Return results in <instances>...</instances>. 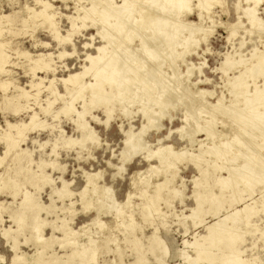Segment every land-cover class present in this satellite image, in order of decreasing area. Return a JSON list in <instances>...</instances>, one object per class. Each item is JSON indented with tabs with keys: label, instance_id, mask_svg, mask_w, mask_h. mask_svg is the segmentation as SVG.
Segmentation results:
<instances>
[{
	"label": "rangeland",
	"instance_id": "rangeland-1",
	"mask_svg": "<svg viewBox=\"0 0 264 264\" xmlns=\"http://www.w3.org/2000/svg\"><path fill=\"white\" fill-rule=\"evenodd\" d=\"M43 1L50 2L53 12L57 14L60 37L54 35L53 28L46 23V20L43 21L41 17H38L41 13L35 14L29 10L41 9L40 4ZM92 1L0 0V20L7 17V20L0 21V51L8 54L7 63L3 66L0 64V158L4 157V161L0 164V188L4 187V190L11 187L17 188L8 173H4L5 170H45L49 167L46 169L47 173L54 179L64 177L65 181L71 183L70 190L78 195L76 199L80 201L79 194L87 186L84 173H105L100 184L106 183L107 186L112 187L118 202L125 203L128 200V194L135 193L136 187L143 181L150 182L151 174H147V170H164L168 175L166 179L170 178V184L161 191L162 200L157 203L158 211L154 212V215L145 216L149 199L156 193L159 184L155 186L152 193L145 190L147 203L142 205L145 211L144 216L151 220L152 226L154 225L146 227V235L151 236L154 230L155 232L147 241L133 237V240L127 239L121 244L115 237V228L107 223L112 221L110 217L92 221L96 214L91 213L88 216L80 214L73 227L72 222L69 221L73 220L72 218L68 220L64 218L61 224H54L55 230L63 234L61 240L64 243L63 246L66 245L64 248H72L69 255L66 253L61 256L53 252L51 247L46 251H40V249L44 250L42 241L45 244L51 239L52 245L55 240L59 241L44 235L45 228L49 225L46 222H43V230L41 229L44 237L36 233L37 238L41 236V240H37H40L42 247L34 253L24 248L31 254L24 252L21 254L20 245L16 241L24 231L22 230L14 239L13 234L17 229L9 227L10 223H5L6 226L0 227V263L10 264L13 258V264L15 258L5 236L8 241L15 242L12 245L15 256L18 253L19 258L24 254L20 256L21 261L18 259L19 264H35L33 257L39 255V251L44 255L42 258L54 256L57 259L54 264H136L140 258H143V264H150L151 257L153 262L156 261L159 264H209L208 261H196L198 255L196 247L200 242L204 244L210 232L209 228L213 224L225 220L224 224H227V228L231 229L237 238L236 246L242 252L240 256L244 259L243 264H264V181L252 191L245 192L243 198L233 206H231L232 196L235 198V195H238L241 186L234 192L235 194L233 191L225 190L222 198L214 201L216 206L211 202L202 204L200 208L203 212L199 216L193 213L197 207L194 208L195 203L189 199L193 195L194 187L195 199L197 194L206 195L211 189L213 193L216 192V195L221 196L220 187L216 185L218 177L229 176V171L234 167L236 168L234 171L242 169L245 162L249 161L254 166V170L264 168V104L258 105L257 110L251 112L246 101L251 96L249 99L255 98L257 88H264V65L261 66L262 73L253 75L249 70H253L259 63V58L264 55V0H261L260 5L254 0H224L226 7L215 2L213 8L203 11L199 8V0H190L189 9L177 15L167 10H164L165 14L160 8V12H163L164 17L171 22L170 24L184 28V38L181 36L180 43L174 49L162 51L160 57L162 60L158 59V61L144 56L142 48H144L145 39H141V36H146L148 39L162 37L163 32H153L150 23V18L157 16L158 13L155 11L159 9L152 5V0H132L134 5L130 9V15H126L120 21L129 24L130 34L133 35L131 41H127L124 47L128 50L130 57L136 60L132 67L138 79L133 81L130 79L126 82V88L129 91L121 92L120 88H118L119 92L113 90V97L109 101L113 110L109 120L104 106H87L92 95L89 84L94 82L93 73L90 72L83 77L80 87L69 84L70 90L62 81L72 74L82 73L86 66H90L87 57L96 56L98 48L105 45L107 41L101 38L104 36L98 35L100 33L99 29H96V19L92 20L93 23L87 21V26L80 28L83 25V17L88 12L84 9L90 11L93 6ZM123 1L116 0V6L125 4V0ZM249 9L257 11V15H253V18L249 16V11L246 12ZM29 13L30 15L33 13V17L28 16ZM254 20L259 21L254 22ZM72 21L76 25H73ZM102 25L103 23L100 28ZM106 25H103L106 29L104 30L102 26L101 31L108 29L114 34L113 26L111 25L112 28L109 27V29L110 25L107 27ZM137 25L138 30H136ZM166 31L172 30L168 28ZM24 53L28 55H22ZM61 53H65L66 56L61 58ZM43 54L51 55L52 69L33 72L31 69L35 66L32 57ZM228 60L233 62L230 67H226L225 64ZM239 77L243 79L244 86L237 89L233 85ZM42 80L43 83L36 90L34 86H30L32 82H42ZM6 83L7 87H5ZM147 83L150 84L148 85L151 86L150 89H144ZM21 88L31 93L30 96L8 102L7 97L12 98L21 93ZM53 89H56L57 95L53 93ZM114 89H117L116 86ZM249 90L251 95L247 93ZM105 92L111 93L112 89H107ZM235 92L239 94L235 95ZM69 105L73 106V112L65 113L63 110ZM46 107H49V111L44 112L43 109ZM35 113L38 117L33 123L30 118ZM80 113L83 114L81 119H79ZM241 113L250 117L248 123L240 119L239 115H243ZM19 122L29 125L25 129L26 137L15 149L8 152V143L2 139L3 131L9 123L15 125ZM87 126L88 131L84 129ZM91 137L93 141H88L90 144L87 142L66 144L67 139L79 142L82 138L90 140ZM31 138H36V141L33 143L30 141ZM128 140L131 141L130 144ZM229 144L236 155L229 148L232 154L228 151L230 154L227 153V156L230 158L234 155L232 156L234 160H229L222 154L216 157L207 153L210 149L215 150V147H219L218 149L223 152L227 151ZM52 147L53 155L49 156ZM24 149L30 152L28 156L22 155L21 150ZM143 152H148L146 157L148 161L155 159L158 163L153 161L150 168L140 155L135 159L134 166L128 165L133 158ZM201 152H205V158L208 160V162L206 159L202 162L203 172L192 159ZM170 153L173 155L184 153L185 156L180 160L173 157L167 158ZM236 156L238 158H235ZM160 158L164 161L161 162ZM42 159L52 162L47 163ZM185 163L195 165L200 175L192 165H187L182 168L181 178L178 170H181L180 165ZM214 164L223 168L216 170ZM169 166L172 167L169 168ZM61 170H65L64 175ZM118 170L126 171L118 174ZM138 173L140 174L136 176ZM114 174L117 176L113 180ZM99 178V175H90L89 181L94 179L93 182L97 186ZM178 180H180L178 188L186 196L185 204L182 201L183 198H179L183 196L182 192L177 188H170ZM47 181L54 183V180L48 177ZM9 182L12 185H8ZM149 184L152 186L151 183ZM57 186L62 187L59 180H57ZM95 186L88 184L84 197L93 193L92 195H100L105 203L114 202L115 196L111 188ZM28 188L35 192L34 188L30 186ZM1 189L0 193H3L4 190ZM51 192V187L46 186L40 194L41 203L36 204L39 205L40 212L45 211L42 217L53 221V215L46 214V212L53 213V207L49 206ZM60 192L62 193V190ZM18 193V191L14 192L16 196ZM27 195L33 203L32 196L26 192L25 197ZM64 195L63 192L60 196L64 197ZM166 196L175 198L172 205L170 199L165 198ZM21 198L22 196H19L17 199L16 206L21 202ZM131 198L132 196L127 204ZM0 201L10 204L13 198L0 195ZM133 201L140 203V198L134 197ZM75 208L78 211L82 210L81 202H78ZM121 208L124 216V205H121ZM130 208L127 220L123 219L119 223L118 231L134 232L141 229L134 216L135 206L131 205ZM7 210V207L0 202L1 224L4 222L3 212ZM238 211V215L233 218L231 215ZM250 211H254L252 215ZM14 218L12 214L11 219L15 223ZM139 221L142 222V220ZM98 227L105 229H103L104 235H102V229L100 233ZM186 227L189 228L187 234ZM31 228L33 229V226ZM64 229L68 231L67 237L63 233ZM9 230L13 232V236L2 233ZM72 232L76 234L73 235ZM51 233L52 230L47 228L45 234L50 237ZM96 233L99 234L96 235ZM69 234L72 235L68 237ZM87 235L88 241L83 243L82 237ZM21 239L24 240V236ZM155 239L160 240L162 246L155 247ZM95 242L97 244L94 245ZM101 244L110 251L111 247H116V250L112 251L114 254L112 259L103 254L99 255L98 250ZM15 245L18 246L14 248ZM84 246H88L85 250L87 252L84 251ZM78 247L82 248L77 249ZM75 248L79 252L77 254L83 251L85 253L69 259ZM15 249L19 252L14 251ZM127 249L130 250L129 255H127ZM210 252L220 258L227 253V250L224 243L219 242L210 249ZM127 257L132 258L131 263L126 262ZM110 259L111 262H109Z\"/></svg>",
	"mask_w": 264,
	"mask_h": 264
},
{
	"label": "bare ground",
	"instance_id": "bare-ground-1",
	"mask_svg": "<svg viewBox=\"0 0 264 264\" xmlns=\"http://www.w3.org/2000/svg\"><path fill=\"white\" fill-rule=\"evenodd\" d=\"M115 1L116 0H99V1L93 0L92 1L93 6L91 7L90 11H89V9L85 10L83 8L85 12H87V10H88V12L85 14L86 16L83 17L84 18L83 19V25H81L82 27H80V28H83V26L86 27L87 21H92L93 19H96L97 23H95V25L97 28L96 27L95 28L99 29L98 32L100 33L98 35L104 36L101 38H104L105 40L107 39V41H106L107 44L105 42V45L98 48V52H97L98 54L96 56L89 55L87 57L89 60L88 62L90 63V66H88V67L86 66L82 73L72 74L67 79L62 80L64 85L66 86V88L68 90H70L69 89L70 87H68L69 84H72L73 86L80 87V83H81V80L83 79V77L86 76L87 74H89L90 72L93 73L94 82L89 84V86L91 88L92 95H91L90 101L88 102L89 104L87 106H92V107L104 106V109H105L106 113L108 114V120L110 119V116L112 115V110H113L112 107L109 105V101L111 100V98L113 97L112 95L114 94L113 90H117L118 92H119V90H121V92L122 91H129L128 88H126L127 87L126 82L129 81L130 79H131V81L138 79L136 77V74L134 73V69L132 67V64L135 63L136 60H135V58L130 57L128 50L124 47V44L127 41H131L133 35L130 34L129 24H125V23H122L120 21L126 15H130V13H131L130 9L134 5V3H132V0H125V4L122 3L124 6L123 5L116 6ZM254 1L256 4H259L261 2V0H254ZM46 2L43 1L42 4L39 3L40 5H42L41 9H33V10L29 9V10H30V12L32 11L35 14L41 13L40 15H38V17H41L43 19V21L46 20V23L53 28L54 35L56 37H60L59 28L57 27L58 26V22L56 19L57 14L55 11L53 12L52 4H49L50 2L48 3V1H46ZM122 2H124V1L122 0ZM215 2H216V4L218 3V4L226 7V3L224 2V0H199V3H200L199 8L201 11L206 10V9L208 10V9L214 7ZM151 3L155 8L158 7V9H159V10L155 11L158 13V15L150 18V23L152 24L151 30L153 32H161L162 31L163 35H162V37H160L158 39H148L146 36H141V39H145L143 41L144 48H142V50H143L144 56L152 58L155 61H158V59H160V57L162 56V53H161L162 51H167L168 49H174L176 47V45L178 46V44L180 43V38H181V36L183 37V33H184V28L182 26L176 27L175 25L170 24L171 22H169V20L166 17H164V15H163L164 10H167V12L169 11V12L175 13L177 15V14H180L181 12H183L184 10L189 9L191 1L190 0H152ZM50 5H51V7H50ZM256 7H257V5H256ZM160 8H162L163 12H160L161 11ZM254 9H256V8H254ZM81 11H82V9H81ZM247 11H249L248 15L252 16V18L255 15H257L256 14L257 11H254L253 9L246 10V12ZM244 12H245V10H244ZM33 13H31V15ZM164 13L166 14V12H164ZM31 15L29 13L28 16H31ZM31 17H33V15ZM201 17H203V15H201ZM256 17H258V16H256ZM5 19L7 20V17H3L0 21H4ZM71 20H73V19H71ZM43 21L41 20V22H43ZM256 21H259V20H256ZM256 21L254 20V22H256ZM254 22L252 24H254ZM260 22L258 24H260ZM92 23H93V21H92ZM102 23L104 26L107 24L106 27L108 25H110V26H108V28L111 27V25H112L114 34L110 33V31L108 29H107L108 31L106 30V31L102 32L101 28L103 25L100 28V25ZM258 24H257V26H258ZM73 25H76V23L73 22ZM167 26L172 31H166L168 29ZM172 26H174V27H172ZM138 27L139 26L137 25L136 30L139 29ZM255 27H256V24H255ZM105 29L106 28L104 27V30ZM102 30H103V28H102ZM117 36H119V37H117ZM182 42H183V40H182ZM22 55H28V54L24 53ZM65 56H66L65 53H61V58L65 57ZM7 59H8V54L4 51H0V64H2V66L7 63ZM160 60H162V58ZM32 61H34L33 63L35 66L31 69L33 72H36L37 70L48 71V70L52 69V59H51V55H49V54L48 55H45V54L38 55L37 57H34V58L32 57ZM225 64H226V67H230L233 64V62L228 60V61H226ZM263 65H264V55L259 58V63L255 66V68L253 70L252 69H249V70H251L253 75L262 73L261 66H263ZM53 71H55V70L53 69ZM32 74H34V73H32ZM132 76L134 78H132ZM151 76H153V75H151ZM242 80L243 79H241V77L237 78V80L234 82L233 87L240 89L242 86H244ZM42 83H43V80H42V82H32V85L30 84V86H34L35 90H36V88H39V86ZM148 85H150V84H148V83L145 84L144 89H150L151 86L149 87ZM7 86L8 85L6 83L5 87H7ZM115 86L117 89H114ZM118 88H120V89L118 90ZM107 89H112V92L106 93L105 90H107ZM53 93L57 95L56 89H53ZM236 93L239 94L238 92H235V95H237ZM247 93H250V90H249V92L247 91ZM30 94L31 93L27 92L26 89L24 90L23 88H21V93H18L16 96H13L12 98L7 97V101L13 102V101H15L21 97L27 98L30 96ZM244 94H246V92ZM248 95H251V93ZM251 97H249V98H251ZM249 98L246 99L247 106H248V108L251 109V112H254L255 110H257L258 105L264 104V88L263 89L257 88L255 98H252V99H249ZM243 102L245 103V100ZM49 103H51V102H49ZM48 108L49 107H46L44 109L42 108V109L44 112H47V111H49ZM63 111H65V113H69V112L71 113V112H73V106L69 105L68 108H66ZM241 114H243V113H241ZM239 116H240V119L244 120L247 123L250 121L249 116H245L244 114L239 115ZM37 117H38V114L35 113L30 119L34 123L35 120L37 119ZM81 118H83L82 113L79 114V119H81ZM263 118H264V114H263ZM28 126L29 125L27 123H22V122H19L18 124H15V125L9 123L7 125L6 130L3 131L2 139L8 143V149H9L8 152L15 149L18 146V144L21 143L20 141L24 140L23 138L26 137V130L25 129ZM84 129H86V131H88V126L84 127ZM129 137H131V136H129ZM88 141L89 142L93 141V138L91 137L90 140H86L85 138H82L79 142H76L73 139H69V140L67 139L66 144L74 145L77 143H84V142L88 143ZM130 142L131 141H129V144H130ZM88 144H90V143H88ZM227 147H228V149H227ZM227 147H226L227 151H224V152L221 149H218L219 147H215L216 148L215 150L210 149V151L207 153H209L210 155H216V157H218L220 154H222V156L225 157L228 155L227 153L230 152L229 148L231 149V145L229 144V145H227ZM21 151H22L21 153L23 156H28L30 153L28 150H25V149L21 150ZM234 151L235 150H232L233 154H234ZM8 152H6V153H8ZM204 153L205 152H201L198 156H195L192 158V159H194V161L198 165V168L201 171H202V167H203L202 162L206 159L205 158L206 155H204ZM234 155H236V154H234ZM234 155H232V156H234ZM7 156H8V154H7ZM184 156H185L184 153H182V154L178 153V154H174V155L172 153H170L167 158L173 157V159L175 158L177 160H180V159L184 158ZM232 156L230 157L232 159H230L228 156L226 158H229V160H234L233 159L234 157H232ZM3 158L4 157L0 158V164L4 161ZM163 158H160L161 162L164 161ZM235 158H238V157L236 156ZM207 162H208V160H207ZM206 164H209V163H206ZM171 167L172 166H169V168H171ZM214 168H217L216 170H218V169H222L223 167H219L218 165L215 166V164H214ZM244 168H245V170H243ZM152 169H154V168H152ZM234 169H236V168L234 167ZM234 169L229 171V173H228L229 176L221 177V178L218 177V179H217L216 185H218L220 187V192L222 193L221 196L216 195L215 194L216 192L213 193V189H211V191L207 192L206 195L200 194L201 195L200 196L197 194L196 201H197L198 206H197V210L193 212V213H195L196 216H199V214L200 215L202 214L201 212H203V211H201V208H200L202 204H208L210 202L214 204V201H218L217 198H222L223 194L225 193V190H230V191H233V193H234L235 191H238L237 189H239L241 186V188L239 189L240 192H238V195H235L236 196L235 198H234V196H232L233 202H232L231 206H233L243 198L245 192L252 191L255 187H257L259 184H261L264 181V168L262 170L261 169L256 170V168H255V170H254V166L251 165L249 163V161L244 163L242 169L235 170V171H234ZM205 170H204V172H205ZM93 181H94V179L90 180L89 184L95 186V183ZM7 184L12 185L11 182H9ZM169 184H170V178L166 179L163 183H161L157 186L156 193L153 196H151L149 199V204L147 205L145 216H149V215L151 216L154 212L158 211L157 203L160 200H162L161 199V193H162L161 191L163 188H165ZM68 186L69 185L64 182V187H63L62 193L60 191H58L57 193L60 192V195L61 194L63 195V192H64L65 195L71 196L73 193L69 190ZM95 187H98V186H95ZM94 190H93V192H94ZM96 190H97V188H96ZM14 192H16V191H14ZM97 194H98V192H97ZM217 194H219V193H217ZM65 195H64V197H65ZM25 202H27V205L32 203L30 200V196L28 197V195H27V197H25ZM220 204L221 203H219V205ZM214 205L216 206V204H214ZM35 206H36V209L38 210L39 205L36 204ZM87 206H88V204H87ZM253 212L254 211H250L249 213L252 215ZM238 213H239V211L232 214L231 216L236 217L238 215ZM33 219L34 218H32V220ZM14 220H15V223L18 225L17 231H15L13 234L14 239H16L15 238L16 235L19 234L22 230L24 231V229L26 228V226L28 224L22 222L21 218H19L18 216H15ZM35 220L36 221L33 220L35 224H31L33 226V230L35 233L42 234L41 229L43 228L44 223L39 222L37 218ZM98 220H100V219H97V221ZM101 222H98V223H101ZM224 223H226L225 220H223V221L220 220L217 223L213 224L209 228L210 232H209L208 236L205 238L204 244H200L201 243L200 242L198 244L199 246L196 247V249L198 251L196 261H198V262L199 261L200 262L201 261H205V262L208 261L209 264H214L216 262H220L219 264H243L244 263V259L241 258L242 256H240L242 254V252L240 250H238L237 246H236L237 245V238L235 237V234L233 232H231V229L227 228V226H226L227 224H224ZM101 224H103V223H101ZM105 224L106 223H104V225ZM99 227H100V224H99ZM101 229H102V227H101ZM101 229H100V233L103 231L104 228L102 229V231H101ZM68 230H70V229H68ZM71 231H73V230H71ZM9 232H11V230L3 231V233L5 235L11 236L13 232H11L10 234H9ZM96 232H98V231H96ZM63 233L66 236L68 231L66 229H64ZM102 233H103L102 235H104V231ZM72 234H73V232H72ZM74 234H76V233H74ZM97 234H99V233H96V235ZM71 235L69 234L68 237ZM99 236H101V234ZM42 237H44L43 234H42ZM66 237H64V238L66 239ZM40 238H41V236H40ZM40 238H38V239H40ZM52 239H54V238H52ZM42 240H44V238H42ZM69 241H70V239H69ZM66 242L68 243V241H66ZM219 242L224 243L225 248L227 250V253L223 257L218 255V256H220V258H217L212 252H210V249H212V247H214ZM16 243L19 245L18 241H16ZM52 243H53V241H51V239L47 240V242L45 244L42 241L44 250L40 249V251L43 252V251L48 250V248L51 247ZM95 244H97V243L95 242L94 245ZM17 246L15 245L14 248ZM154 246L155 247L156 246H162V242L158 239H155L154 240ZM82 247H78L77 249H81ZM77 249L75 248L73 253L69 256V259H71L73 256H76V255H83L85 252H87L85 250L88 249V246H84L85 252L84 251L80 252V254H77V253H79V252H77ZM16 250L18 251V249H15L14 251H16ZM40 251H39V255H36V256L34 255V257H33L35 264H37L36 262H38L39 264H41V263L42 264H54V262L57 260L54 256L47 257L48 259L42 258L44 255L40 254V253H42ZM20 253H21V251H20ZM23 255H20V256H23ZM67 255H69V254H67ZM20 256L18 258V253H16V256L14 255V257H15L14 263L16 262V264L17 263L19 264ZM22 258L24 259L26 257H22ZM17 260H18V262H17ZM22 262H23V260H22ZM143 263H144L143 258H140L139 260H137L136 264H143Z\"/></svg>",
	"mask_w": 264,
	"mask_h": 264
},
{
	"label": "crops",
	"instance_id": "crops-1",
	"mask_svg": "<svg viewBox=\"0 0 264 264\" xmlns=\"http://www.w3.org/2000/svg\"><path fill=\"white\" fill-rule=\"evenodd\" d=\"M36 134L40 135L39 133H36ZM30 141H32L34 143L36 141V138H34V139L31 138ZM48 155L49 156L53 155V147H52L51 153ZM140 155L143 156V158H142L143 161L148 163L150 165V167H151V164H153V161L158 163V161L155 159H153L151 161H148V159H146V157H148V152H143L142 154L137 155L135 158H133V160H135ZM42 160L45 161L44 159H42ZM133 160L130 163H128V165L134 166L136 163V160L134 162H133ZM45 162H47V161H45ZM51 162L52 161L50 160L47 163H51ZM187 165H192L195 168V170L198 171V173H199V170H197L195 165H193L191 163H189V164L185 163L184 165H180L181 170H178V172H179L178 174L180 176H181L182 171H183L182 168H184V166H187ZM47 168H49V167H47ZM46 169L45 170H5V172H4V173H8V175L14 180V182L17 185V188L15 189V188L11 187V188H6L5 190H4V187L2 189L0 188L1 190H4V192L0 193V195H6V196L13 198V202L10 204L0 201L8 209L7 212L6 211L3 212L4 222L2 224L0 222V227L2 228V226H6L5 223H10L9 227L12 226L14 229L18 228V225H16L11 219L12 214H14V216H18L19 218H21L22 222L28 224V227L24 230V233L21 236H18V242L20 245L19 247H20L21 252L31 254V252L34 253L35 251H37L39 248L42 247L41 243L37 240L38 236L36 235L34 230L31 228L32 227L31 224H35L34 221H36L35 220L36 218L38 219L39 222H46L49 224L48 227L45 228V231L47 228H50L52 230L51 236L48 237L45 234V231H44V235L49 239L55 238V239L59 240V241L55 240L54 245L51 246V250H53V252H55L61 256H64L66 253L67 254L71 253L72 248H67V249L64 248L66 245L63 246L64 243L61 242L62 241L61 239H63V234L61 232L55 230L54 224L55 225L61 224V222L64 218L67 220L69 218L70 219L72 218L73 220H69V221L72 222L71 226L73 227L77 217L80 214L84 215V216H88L91 213L96 214V216L92 219V221L94 219H97V218L100 220H104L105 217H110L112 219V221L111 222L106 221V222L111 224L113 226V228H115V231H114L115 235H116L115 237L119 240V243H121V244L123 243L122 241H126L127 239L133 240V237L134 238L135 237L143 238V240H145V241H147L148 239L153 237L155 230L151 236L146 235V227H150V226H152V224H151V220H149L148 218H146L144 216L145 211L143 210L142 205L144 206V204L147 203V199L145 198L144 192H145V190H147V191L149 190L152 193L155 190V188H156L155 186L157 184H161L166 180V177L168 175L166 174V172L164 170H147L146 171L147 174H151V176L149 175L150 176V182H146L147 180L143 181V183H141L138 187H136L135 193L131 192L128 194V200L125 203L118 202V199H117L116 194L114 193V190L112 187L107 186L106 183L103 185L100 184V180L104 179L105 173L90 174V173L85 172L84 174H85L86 179H87V186L89 184V176L90 175H93V176L99 175L100 178H99V181L97 183V186H100V187L102 186V187H107V188L112 189L113 195L115 196L114 202L108 201L105 203L104 200L101 199L100 195H92L93 193H89L86 197H84V191H85L87 186L85 187L83 192H81L79 194L80 195V201L77 200L76 197L78 195L70 190L71 183L65 181L64 177H60L58 179L52 178V176L47 173ZM51 169H53V168H51ZM53 171H55V170H53ZM125 171L126 170H118V174H121ZM61 172L64 175L65 170H61ZM139 174L140 173L136 174V176H138ZM199 175H200V173H199ZM116 176L117 175H115V174L112 176L113 180L116 178ZM47 177L54 180V183L47 181ZM181 178H182V176H181ZM195 178L196 177H194V179ZM194 179H193V182H194ZM57 180H59V182L62 183L61 188L57 186ZM181 180H183V179H181ZM179 181L180 180H178L177 183L174 182V184H172V186L170 188L171 189L177 188L178 190H180V188H178L179 187L178 186ZM64 182L69 185L68 188L73 193L72 196H70V197H61L57 193L58 191L63 190ZM149 183H151L152 186H150ZM183 185H184V182H183ZM28 186L34 188L35 192H33V190H30L28 188ZM46 186H49L52 189V192L50 194L51 204L49 206L53 207V213H47L46 212V214H47V216L53 215V221L48 220V218H43L42 213L45 211L40 212V210H37L36 206H35L36 203H41L40 194ZM194 186H195V184H194ZM15 190L19 192L17 196L14 194ZM194 191H195V187H194ZM194 191H193V195L189 199H191V201L195 203L194 208H196L197 203H196V199L194 196ZM26 192L29 193L33 198V203H30L28 205H27V202H25V193ZM180 192H182L183 196L182 197L179 196V198H183L182 201H184V204H185L186 203V196L184 195L183 191L180 190ZM19 196H22L21 202L16 206L15 204H16ZM130 196H132L131 201L129 202V204H127L129 199H130ZM134 197H139L140 203H135L133 201ZM167 197L168 196H166L165 198H167ZM169 199H170V204L172 205L174 203L175 198H169ZM78 202H81V205H82V210H80V211H78V209L75 208L76 205L78 204ZM59 203H60V205H59ZM87 204H88V206H87ZM121 205H124V208H125L124 209V216L121 213V209H122ZM131 205L135 206L134 216H135V218H137L138 225L141 229L138 231H134V232H132V231L129 232L127 230H122V231L119 230L118 231L119 223H121L123 221V219L127 220L126 217L128 216V212L131 209L130 208ZM32 218H34L33 219L34 221L32 220ZM139 220H142V222ZM145 225H147V226H145ZM157 227H158V224H157ZM194 227H195V225H194ZM158 228H160V227H158ZM195 228H197V227H195ZM160 231H161V228H160ZM187 231L189 232V228L186 227V229H185L186 234L188 233ZM2 233H3V231H2ZM88 235H90V233ZM88 235L82 237L83 243H86L88 241ZM22 236H24V240L21 239ZM4 238L7 240V244L9 245L10 251L13 253V256H14V252L12 250V245L14 244V241H11V240L8 241V239L5 236H4ZM24 248L30 249L31 252L30 251L27 252V250H24ZM114 250H116L115 246L111 247V251H110V249L108 250L106 247L103 246V244H101L99 246L98 251L100 252L99 255L103 254V256H105L107 258L110 257L112 259V257L114 256L112 251H114ZM126 252H127V255L130 254L129 249H127ZM111 259L109 260V262L112 261ZM12 260H13V258H12ZM12 260H11L10 264H12ZM126 262L131 263L132 258L127 257ZM0 264H4V263L2 262ZM150 264H159V263L156 261L153 262L152 257H151V263Z\"/></svg>",
	"mask_w": 264,
	"mask_h": 264
}]
</instances>
